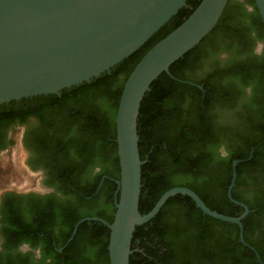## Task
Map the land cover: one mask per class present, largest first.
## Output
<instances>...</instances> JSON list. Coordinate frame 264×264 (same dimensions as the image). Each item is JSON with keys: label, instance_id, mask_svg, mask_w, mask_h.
Returning a JSON list of instances; mask_svg holds the SVG:
<instances>
[{"label": "trees", "instance_id": "1", "mask_svg": "<svg viewBox=\"0 0 264 264\" xmlns=\"http://www.w3.org/2000/svg\"><path fill=\"white\" fill-rule=\"evenodd\" d=\"M200 2L188 0L145 44L110 71L91 82L64 88L62 96L46 95L48 101L42 103V108L67 113L64 122L55 127L56 139L47 141L53 144L54 150L59 147L60 154L67 158L56 172L61 177L54 178L74 195L65 209L69 233L64 242L56 246L57 249L68 245L61 264H110V229L102 222L85 220L73 240L67 241L82 218L97 216L113 221L116 180L120 179L116 113L124 84L143 55L178 27ZM249 6L253 9L249 10ZM248 33L253 39H264V22L255 0H228L216 27L171 65L172 75L164 72L152 83L142 100L138 118L140 156L145 161L139 208L145 214L165 191L186 186L197 192L211 209L240 216L245 209L230 199L228 186L233 161L242 160L237 164L238 176L232 196L251 210L242 222L245 240L256 251L240 241L238 224L207 215L190 196L178 194L169 198L154 218L136 227L130 264H264V124L252 126L257 139L245 149L229 147V154L222 156L218 151L219 135L209 121L207 106L213 96L228 100L232 92H221L211 80L191 84L194 81L180 71V66L191 63L202 44L218 34L229 37L234 43L226 48L232 50L233 61L239 60L235 61L228 80L237 74L242 82L255 77L252 94L258 95L264 106V82L258 84V79H264V61L241 59L245 57L241 46L245 45ZM250 97L246 100L248 103L253 102ZM183 102L188 108L182 107ZM222 108L220 104V113ZM58 156L54 155L56 163ZM245 166L252 169L253 177H239ZM220 168H224L229 177H214ZM204 175L212 177H202ZM74 202L87 207L75 209ZM83 236H86L85 241L79 251L67 253L71 245L77 247Z\"/></svg>", "mask_w": 264, "mask_h": 264}, {"label": "water", "instance_id": "2", "mask_svg": "<svg viewBox=\"0 0 264 264\" xmlns=\"http://www.w3.org/2000/svg\"><path fill=\"white\" fill-rule=\"evenodd\" d=\"M188 0H0V104L25 96L57 93L91 81L132 54L157 33ZM228 0H201L173 31L150 48L129 74L116 113V142L120 179L116 180V212L112 222L92 216L110 229V264H130L136 227L154 218L169 198L188 195L207 215L236 223L240 241L256 251L244 237L240 216L211 209L193 189L176 186L165 191L154 207L142 214L139 208L142 165L138 118L142 100L152 83L173 63L195 48L218 24ZM264 22V0H255ZM259 259L261 258L258 255Z\"/></svg>", "mask_w": 264, "mask_h": 264}, {"label": "flooded vegetation", "instance_id": "3", "mask_svg": "<svg viewBox=\"0 0 264 264\" xmlns=\"http://www.w3.org/2000/svg\"><path fill=\"white\" fill-rule=\"evenodd\" d=\"M252 9L249 6V10ZM244 42L245 45L241 48L245 51V57L241 59L264 61V39H253L248 33ZM233 43L231 38L218 34L201 45V49L191 58V63L180 66V71L194 81L191 84L211 80L221 92H232L228 100H219L213 96L208 100L207 106L209 121L219 135L218 151L222 156L229 154V147L245 149L247 144L257 139L252 126L264 124V106L258 95L252 94L255 85L252 80L255 77L251 81L242 82L237 74L228 80L235 68V61L239 60L233 61L235 57L232 50L226 48H230ZM258 80V84L264 82V79ZM49 94L57 93L35 94L0 104V157L9 153L14 145L20 146L25 154V167L29 177H39L33 188L25 191L7 189L0 195V264H61L66 258L63 253L68 245L64 244L57 249L56 246L63 243L69 233L70 223L65 209L69 207L74 195L54 178L61 177L56 172L65 165L67 158L60 154L59 147L54 150L53 144L49 142L56 139L55 127L64 122L67 113L41 107L44 101H48L46 95ZM57 95L62 96V91ZM249 96L252 103L246 101ZM185 104L183 102L182 107L188 108ZM220 104L223 105L221 113L218 110ZM45 145L49 148H44ZM54 155H59L58 163L55 162ZM251 172L252 169L245 166L240 170L239 177H253ZM233 173L234 169L232 178ZM237 176L238 173L236 178ZM214 177H229V174L224 168H220ZM72 205L78 210L87 207L80 202ZM85 237L77 247L71 245L67 253H77Z\"/></svg>", "mask_w": 264, "mask_h": 264}, {"label": "rangeland", "instance_id": "4", "mask_svg": "<svg viewBox=\"0 0 264 264\" xmlns=\"http://www.w3.org/2000/svg\"><path fill=\"white\" fill-rule=\"evenodd\" d=\"M38 180L39 177H29L20 146L14 145L9 153L0 157V195L7 189L25 191L33 188Z\"/></svg>", "mask_w": 264, "mask_h": 264}]
</instances>
